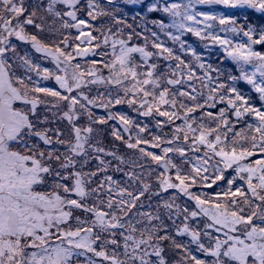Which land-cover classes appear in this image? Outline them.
Instances as JSON below:
<instances>
[{"label":"snow or ice","instance_id":"1","mask_svg":"<svg viewBox=\"0 0 264 264\" xmlns=\"http://www.w3.org/2000/svg\"><path fill=\"white\" fill-rule=\"evenodd\" d=\"M122 5L0 0V264H264V0Z\"/></svg>","mask_w":264,"mask_h":264},{"label":"rangeland","instance_id":"2","mask_svg":"<svg viewBox=\"0 0 264 264\" xmlns=\"http://www.w3.org/2000/svg\"><path fill=\"white\" fill-rule=\"evenodd\" d=\"M101 3H104L105 0H100ZM145 2H149V0H145ZM116 3L123 6L122 5V0H116ZM213 8H215L216 11L218 12H224L228 15H233L236 16L237 18L240 19L241 22L242 18L247 16L250 22L253 23H257V24H264V15H261L259 13H256L254 10L251 9H226L223 6H211ZM128 13V23H133L134 26L136 24L141 23L138 19L136 21H133L131 19V17L137 12L140 11L141 8L140 6H128L125 9ZM201 10H208L207 6H201ZM150 16L152 17H164L163 13H154V14H150ZM166 21L167 18L165 17ZM137 30L139 31L140 29L137 28ZM186 39L189 40L190 43L193 44L194 47L197 48L198 51L200 52H205V50L203 49L201 43L199 41L196 40L195 37H192L190 34L186 36ZM171 46V45H170ZM22 48L25 46H21ZM258 48L260 46H257ZM264 50V49H261ZM206 57L208 59H210V62L216 64L219 63V57L223 56L224 54L222 53V51L220 50L219 46H216L210 50H208L207 52H205ZM43 66L45 67H49L52 68L53 64L50 61H42L41 62ZM222 67L226 68V69H232L234 74H238L234 64L227 58H225L224 63L221 65ZM47 83L49 86H55V82L54 81H48L45 82ZM238 87L241 89L242 92H244L245 94H250L252 96V99L254 102H259L258 101V96L252 92L251 87L249 85H247L245 82H239L238 83ZM116 111H122V112H127L130 116L133 117H137L138 121H143L145 123H149V125L151 126L153 124V121L151 120V118H143V117H138L136 113L132 112V110L127 106V105H119L116 106V108L114 109ZM98 112H100L101 114H103V110H97ZM179 123V121L177 122ZM156 129L153 127V132H155ZM165 132L168 131V129L166 128L164 130Z\"/></svg>","mask_w":264,"mask_h":264}]
</instances>
